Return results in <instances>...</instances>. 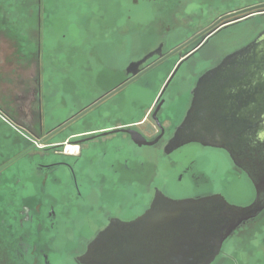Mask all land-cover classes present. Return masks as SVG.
<instances>
[{"label": "flooded vegetation", "instance_id": "af4514ba", "mask_svg": "<svg viewBox=\"0 0 264 264\" xmlns=\"http://www.w3.org/2000/svg\"><path fill=\"white\" fill-rule=\"evenodd\" d=\"M139 1L134 0L135 3ZM146 1L160 8H169L170 5V0ZM172 1L175 6L183 5L181 0ZM71 3L73 0H0V110L15 112L17 109L21 112L22 120L14 118L10 124L29 136L28 140L18 143L10 134V145L20 146L23 150L0 160V264H87L81 259L91 241L109 228L113 220L128 223L142 216L158 192L172 199L221 195L232 205H252L258 196L252 179L256 168L245 158L254 157L247 154L242 159L244 163L238 164L227 150L200 143H188L170 153L166 149L192 106L200 77L228 55L248 45L258 43L264 47V0H245L213 22L188 32L173 46L167 47V43L161 41L146 54L133 56L127 61L122 76L111 84L105 82L102 85L101 82L107 79L99 74L92 76V66L88 61L80 81V89L86 95L84 101L72 116L44 132L42 126L35 128V122L23 121L33 116L36 92H40V55L35 54L32 46L40 45L42 32L60 26L62 34H55L52 40L58 43L60 36L63 41H71L68 32L78 29V43L82 46L110 45L115 41L112 31L123 27L128 33V0H77L76 7ZM111 6L124 10V23L110 18ZM244 24H253L251 37L245 44L224 53L199 75L183 101L181 112L175 113L165 107V86L135 122L121 118L114 119V122L85 119L111 100H114L113 105L123 108L131 94L127 92L130 87L138 86L135 94L148 92L150 82L145 78L158 66L172 57H177V62H184L216 34ZM165 26L169 30L184 29L182 24L175 28L169 23ZM151 53L154 55L147 61L132 66ZM93 62L95 68L100 65L99 60ZM84 78H89L85 85ZM131 100L142 104L138 98L131 97ZM258 108L259 103H253L247 111L241 109L237 112V118L226 121L238 122L240 130L237 129L236 133L239 136L244 133L241 140H253L255 143L260 138ZM128 130L139 133L152 144L138 145ZM4 134L3 138L7 139ZM188 147L195 148L197 153L177 159L176 154ZM133 149L137 152L152 150L154 167L144 170L146 158L139 153L128 155ZM208 152L222 154L225 163L221 172L225 177L231 173L237 179L247 181V195L231 200L228 188L217 186L205 169L199 168L200 155ZM241 152L244 155V148ZM165 162L169 165V172H164L160 166ZM181 186L188 187L189 192L175 195L170 191ZM263 216L264 209L236 229L225 244L234 238L238 245H234L228 254H236L238 250L246 253L247 248L241 247L240 239L256 234ZM77 239H81L84 246H73ZM63 240H68L67 246L58 247ZM221 254L212 264H230L217 262ZM228 254L225 255L226 260ZM259 260L261 262L238 264H264L263 258Z\"/></svg>", "mask_w": 264, "mask_h": 264}, {"label": "rangeland", "instance_id": "374dc122", "mask_svg": "<svg viewBox=\"0 0 264 264\" xmlns=\"http://www.w3.org/2000/svg\"><path fill=\"white\" fill-rule=\"evenodd\" d=\"M76 1L73 0L71 6L76 7ZM181 1L183 2L181 7L175 6L173 1L170 0L169 8H160L159 5L155 4L158 6L156 8L154 4L146 0H140L138 3H135L134 0H128V33L125 27L112 31L115 41L106 46L103 44L80 45L78 43L80 33L78 29H72L68 32L71 41H63L60 36L58 43L52 40L55 34H62L63 30L60 26L52 30L43 31V39L37 48L40 55L43 131L45 132L57 122L69 118L79 109L81 101L86 96L85 92L80 89V81L82 76L85 75L84 66L88 61L92 66L91 75L99 74L101 78H106L107 81L101 82L102 85L105 82L111 84L113 81L118 80L120 75L122 76V71L127 61L133 56L146 54L161 41H165L167 47L173 46L181 38L186 37L188 32L204 27L234 5L245 2V0H229L219 3H214L211 0H202V2H200L201 0ZM61 6L63 7L62 4ZM109 12L111 19L122 23L125 22L124 10L119 6H111ZM166 23H169L172 28L182 24L184 29H179L181 31L175 30L176 28L169 30L166 29ZM252 31L253 24L235 26L216 34L198 53L184 62H177V57H172L145 78L150 82L147 93L135 94L138 91V86L134 85L127 91L131 94L128 96V102L124 103L123 108L113 105L114 103L112 102L114 100H111L86 116L85 119L114 122V119L121 118L135 122L143 116L146 107L150 106L158 91L160 89L162 91L169 81L164 94L165 107L171 108V111L173 110L175 113L177 111L181 112L183 101L199 75L224 56V53L229 52L234 47L245 44L251 37ZM93 60H99L100 65L97 68H95ZM86 80H89V78L83 79L84 85ZM131 97L140 99L142 104H139L136 100H131ZM144 104H146L145 107ZM0 114L6 115L1 110ZM4 132L7 135V140L3 138ZM10 134L19 143V140H21L20 135L5 129V126L0 121V160L3 159L2 157H8V150L14 151L16 149L10 145ZM196 151L195 148H185L180 154H176V158L182 159L185 155L197 153ZM15 152H19L18 147ZM130 153L133 156L139 153V155L141 154L146 158V164L143 166L144 170L154 167L152 150L144 149L137 152V150L133 149L128 152V155ZM123 156L124 154L121 157ZM224 163L221 153L208 152L201 154L199 157V168L205 169L209 178L217 186L224 185V187H227V194L231 200L247 195L249 192L247 181L245 179H237L231 173L225 177L221 172ZM160 166L163 167L164 172L170 171L167 170L169 165H166V162L164 165L160 164ZM170 191L175 195H181L188 193L189 188L181 186ZM256 230V234L253 233L251 236L240 239V245L243 249L247 248V250L245 249L247 254H244L241 250H238L236 254H228L232 252L234 245H238V241L232 238L224 245L223 253L217 262L224 261L230 264H238L240 262L256 263L261 262L259 259L263 258L262 262L264 263V216L259 221ZM67 241L63 240V243H60L58 247L64 248L67 246ZM75 245L82 247L84 242L81 239H77L73 243V246ZM258 248H260L258 254L254 255ZM249 251L250 253H248ZM226 254H228L227 260L225 259Z\"/></svg>", "mask_w": 264, "mask_h": 264}, {"label": "water", "instance_id": "95a60500", "mask_svg": "<svg viewBox=\"0 0 264 264\" xmlns=\"http://www.w3.org/2000/svg\"><path fill=\"white\" fill-rule=\"evenodd\" d=\"M152 55L132 66L144 63ZM194 92L192 106L166 152L188 143H200L227 150L238 164L244 163L242 159L247 154L254 157L245 160L256 168L252 175L258 193L255 202L241 207L230 204L221 195L172 199L158 192L142 216L128 223L113 220L109 228L92 240L81 259L84 263L212 264L236 229L263 211L264 47L251 44L228 55L200 77ZM256 102L261 131L254 143L241 140L244 133H236L240 130L238 122L226 121L237 118V112L247 111ZM128 132L138 145L152 144L139 133ZM243 148L244 155L240 153Z\"/></svg>", "mask_w": 264, "mask_h": 264}, {"label": "crops", "instance_id": "0c3cea01", "mask_svg": "<svg viewBox=\"0 0 264 264\" xmlns=\"http://www.w3.org/2000/svg\"><path fill=\"white\" fill-rule=\"evenodd\" d=\"M37 48H38L37 44L34 45V46H32V50H34V52H35L36 55L38 53ZM41 103H42V92H41V89H40V92H38V91L36 92V100H35V103H34V105L32 107V109H33V116L32 117L29 116L30 117L29 119L26 117L27 119L24 118V120H23V121H29V120H31L32 122H35V128H38V127H41V126L44 127V124H43L44 119L41 116V113H42ZM3 112L6 115L4 116V115L0 114V121L5 126V129H7V130L9 129L10 131H12L14 133L15 132L18 133L20 135L21 140H28L29 139L28 133H26L25 131H23L21 129H17V128H15L14 126H12L10 124V122H12V119H14V118H16L18 120H22V118H23L22 113L19 112L17 109L15 110V112H12L10 110H5ZM12 147L13 148H16V149H14V151L13 150H8V152H7L8 155L10 153H14L15 150H17V147L19 148V152L23 150V149H21L20 146H13L12 145Z\"/></svg>", "mask_w": 264, "mask_h": 264}]
</instances>
